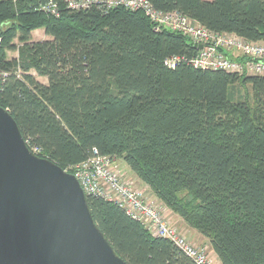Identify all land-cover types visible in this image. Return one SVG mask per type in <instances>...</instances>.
Here are the masks:
<instances>
[{
    "label": "trees",
    "instance_id": "obj_1",
    "mask_svg": "<svg viewBox=\"0 0 264 264\" xmlns=\"http://www.w3.org/2000/svg\"><path fill=\"white\" fill-rule=\"evenodd\" d=\"M50 1L0 0V107L29 148L69 173L94 150L120 159L221 264H264V77L169 68L197 51L142 12H74L53 0V16ZM149 1L264 42V0ZM37 30L50 40L34 41ZM88 201L128 264H194L115 204Z\"/></svg>",
    "mask_w": 264,
    "mask_h": 264
},
{
    "label": "water",
    "instance_id": "obj_2",
    "mask_svg": "<svg viewBox=\"0 0 264 264\" xmlns=\"http://www.w3.org/2000/svg\"><path fill=\"white\" fill-rule=\"evenodd\" d=\"M88 200L73 174L29 148L0 107V264H128Z\"/></svg>",
    "mask_w": 264,
    "mask_h": 264
},
{
    "label": "built area",
    "instance_id": "obj_3",
    "mask_svg": "<svg viewBox=\"0 0 264 264\" xmlns=\"http://www.w3.org/2000/svg\"><path fill=\"white\" fill-rule=\"evenodd\" d=\"M65 4L74 12H86L95 7L106 12L117 8L142 12L153 24L155 32L168 31L186 37L196 49V55L190 59L171 57L166 60L169 68L175 69L185 62L197 70L264 77V42L214 32L180 12L159 11L149 0H65ZM43 10L53 16L59 14L58 4L53 0ZM70 171L88 199H103L115 204L140 222L152 237L171 241L194 264H221L209 246L194 244L172 225L165 209L148 199L145 190L125 175L117 158L100 155L94 150L92 156Z\"/></svg>",
    "mask_w": 264,
    "mask_h": 264
},
{
    "label": "rangeland",
    "instance_id": "obj_4",
    "mask_svg": "<svg viewBox=\"0 0 264 264\" xmlns=\"http://www.w3.org/2000/svg\"><path fill=\"white\" fill-rule=\"evenodd\" d=\"M33 40L34 41H37L34 37H33ZM13 57H16V54H11L10 55V58H13ZM40 81L43 82V83H46V80H44V79H40ZM118 163L121 166V168L123 169L125 175L128 178H130L133 182H135L139 187H141L142 189L145 190L146 196L148 197V199H151V200L155 201L160 207L164 208L165 209V213H166V211L168 212V210H167L168 208L164 204H162L158 199H156L154 197V195L152 194V192L150 191V189L148 187H146L145 185H143L137 179V177L132 173V171L122 161H120V159H118ZM172 215L173 214H170V215H167L166 214V217H167V219L170 220V222L172 223L173 226H175L176 228H178L181 231V233H182L183 236H185L188 240H190L194 244H196V245L198 244V246H200V245H202V246L208 245L210 247L209 242H206V243L204 242V244H199L200 242L198 243L197 241L192 240L191 237H190V235L188 234V231L186 230L185 226L182 225V222L178 224L177 219L175 220V218H172L173 217Z\"/></svg>",
    "mask_w": 264,
    "mask_h": 264
},
{
    "label": "crops",
    "instance_id": "obj_5",
    "mask_svg": "<svg viewBox=\"0 0 264 264\" xmlns=\"http://www.w3.org/2000/svg\"><path fill=\"white\" fill-rule=\"evenodd\" d=\"M206 1H212V0H206ZM34 36V38L37 40V41H44V40H50V38L45 34V32L43 31V30H37V31H35L34 32V34H33ZM168 210V212L166 211V213L165 214H167V215H170V214H173L171 217L172 218H175V220L177 219V222H178V224L179 223H181L182 222V220L178 217V216H176L174 213H172L169 209H167ZM182 225H184L185 226V228H186V230L188 231V234L190 235V237H191V239L192 240H195V241H197L199 244H204V242L206 243V242H208L205 238H203L201 235H199L197 232H195L194 230H192V229H189L183 222H182ZM198 245V244H197ZM206 246H208V245H206Z\"/></svg>",
    "mask_w": 264,
    "mask_h": 264
}]
</instances>
